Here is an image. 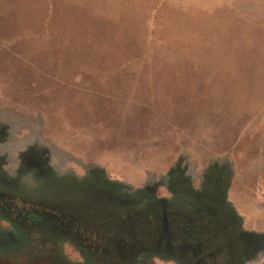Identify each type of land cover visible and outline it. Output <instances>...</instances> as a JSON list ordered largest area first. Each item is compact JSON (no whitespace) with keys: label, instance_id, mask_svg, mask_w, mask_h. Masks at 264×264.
Instances as JSON below:
<instances>
[{"label":"rangeland","instance_id":"1","mask_svg":"<svg viewBox=\"0 0 264 264\" xmlns=\"http://www.w3.org/2000/svg\"><path fill=\"white\" fill-rule=\"evenodd\" d=\"M0 191L173 248L148 264H183L197 209L233 253L234 220L264 236V0H0ZM11 224L0 264L30 248Z\"/></svg>","mask_w":264,"mask_h":264},{"label":"flooded vegetation","instance_id":"2","mask_svg":"<svg viewBox=\"0 0 264 264\" xmlns=\"http://www.w3.org/2000/svg\"><path fill=\"white\" fill-rule=\"evenodd\" d=\"M18 170L15 169L16 172ZM97 173L101 174L88 178L98 179L95 184H108L107 200L114 195L118 199L119 203L116 204L119 208L134 204L135 193L122 190L116 179L112 180L101 171ZM176 184L179 187V183ZM216 184L217 182L208 185ZM16 193L0 191V220L9 224L14 222L11 225L20 229L17 231L28 234L30 238L23 242L31 249L26 253L22 252L16 259L8 260L10 263L7 264H148L149 259L156 253L173 252L168 244L161 245L158 242L159 244L153 246L147 233L142 234L144 239L140 240L121 239L119 224H104L102 218L95 221L79 218L77 209L55 205L45 207L40 202ZM229 210L231 211L230 208L226 209L227 212ZM192 214L196 217L195 220L187 218L188 223L180 226L183 243L177 259L183 264H244L245 257L259 247L260 239L264 240L262 234L239 228L234 220L232 234L236 245L240 247L233 253L229 249L232 241H227L230 244L223 243L221 247L211 241L212 230L208 229V225L212 224V210L197 209ZM148 217L149 215L140 219L146 221ZM0 233L6 236L9 229L0 227ZM3 242L2 240L1 243ZM65 247L70 248L76 254L75 257L67 255Z\"/></svg>","mask_w":264,"mask_h":264},{"label":"crops","instance_id":"3","mask_svg":"<svg viewBox=\"0 0 264 264\" xmlns=\"http://www.w3.org/2000/svg\"><path fill=\"white\" fill-rule=\"evenodd\" d=\"M257 211L258 212H261V209H257ZM240 216H242V217H245L246 215H247V217H249L250 218V209H249V206L247 205V207H246V205H244V204H241V210H240V213H238ZM245 223V222H244ZM249 223V222H248ZM258 225V224H257ZM245 230H247V231H251V232H255L253 229H249V228H245ZM257 232V231H256ZM262 232L263 231H261V232H259L260 234H262ZM257 251H258V249H256ZM255 252L254 254L255 255H257L258 254V252ZM256 258L257 257H254V258H252L251 259V261H245L244 262V264H255L256 262H255V260H256ZM254 261V262H253Z\"/></svg>","mask_w":264,"mask_h":264},{"label":"trees","instance_id":"4","mask_svg":"<svg viewBox=\"0 0 264 264\" xmlns=\"http://www.w3.org/2000/svg\"><path fill=\"white\" fill-rule=\"evenodd\" d=\"M221 175H222V176L224 175L223 172H222ZM222 179H223L224 181H226V177L223 176ZM232 208H233V207H232Z\"/></svg>","mask_w":264,"mask_h":264}]
</instances>
